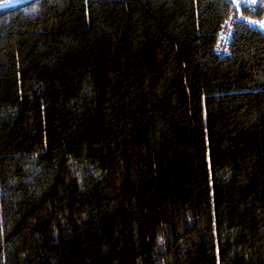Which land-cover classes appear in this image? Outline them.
<instances>
[{
    "label": "trees",
    "instance_id": "trees-1",
    "mask_svg": "<svg viewBox=\"0 0 264 264\" xmlns=\"http://www.w3.org/2000/svg\"><path fill=\"white\" fill-rule=\"evenodd\" d=\"M230 11L0 9V264H264V34L220 58Z\"/></svg>",
    "mask_w": 264,
    "mask_h": 264
},
{
    "label": "built area",
    "instance_id": "built-area-1",
    "mask_svg": "<svg viewBox=\"0 0 264 264\" xmlns=\"http://www.w3.org/2000/svg\"><path fill=\"white\" fill-rule=\"evenodd\" d=\"M231 11L218 31L216 53L220 58L229 57L236 28L245 26L264 34V0H227Z\"/></svg>",
    "mask_w": 264,
    "mask_h": 264
},
{
    "label": "water",
    "instance_id": "water-1",
    "mask_svg": "<svg viewBox=\"0 0 264 264\" xmlns=\"http://www.w3.org/2000/svg\"><path fill=\"white\" fill-rule=\"evenodd\" d=\"M32 0H1L0 1V9L25 4L27 2H30Z\"/></svg>",
    "mask_w": 264,
    "mask_h": 264
}]
</instances>
